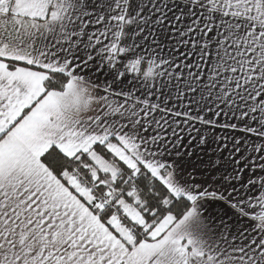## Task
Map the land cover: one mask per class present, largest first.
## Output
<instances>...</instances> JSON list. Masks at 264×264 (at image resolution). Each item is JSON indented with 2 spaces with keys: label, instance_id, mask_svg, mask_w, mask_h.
Here are the masks:
<instances>
[{
  "label": "snow or ice",
  "instance_id": "obj_1",
  "mask_svg": "<svg viewBox=\"0 0 264 264\" xmlns=\"http://www.w3.org/2000/svg\"><path fill=\"white\" fill-rule=\"evenodd\" d=\"M0 264H264V0H0Z\"/></svg>",
  "mask_w": 264,
  "mask_h": 264
}]
</instances>
